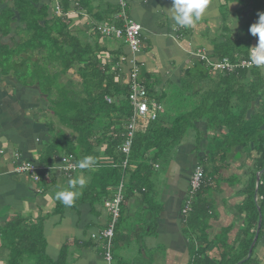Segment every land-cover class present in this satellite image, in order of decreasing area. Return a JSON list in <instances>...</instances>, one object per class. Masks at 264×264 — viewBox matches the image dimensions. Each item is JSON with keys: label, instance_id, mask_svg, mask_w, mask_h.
I'll return each instance as SVG.
<instances>
[{"label": "trees", "instance_id": "trees-1", "mask_svg": "<svg viewBox=\"0 0 264 264\" xmlns=\"http://www.w3.org/2000/svg\"><path fill=\"white\" fill-rule=\"evenodd\" d=\"M108 7L103 10V19L99 18V22L104 20V23L99 27L93 23V33L87 35L85 31L75 28L73 19L68 15L77 12L79 16H91L99 12V6H94L92 0H0V75L7 78L13 76L27 95H36L42 102L39 108L35 107L31 112L33 118L41 120L45 128L40 139L39 156L37 160L26 158L39 168V172L41 168H62L69 161L78 165L84 157L92 156L95 160L93 166L78 169V173L85 177L86 184L74 203H86L94 208V204L103 198L112 199L122 184L121 209L128 193L146 183L155 164L161 167L157 171L165 170L174 159L172 153L177 151L180 143L192 136L202 135L197 126L201 121L206 122L209 139L215 142L206 150L224 152L239 145L248 149L252 144V148L264 154V133L261 128L264 127V99L261 109L246 117L254 99L262 94L264 68L254 66L212 74L198 60L200 63L195 61L194 67L185 71L182 83L174 84L180 93L170 95L166 91L157 92L153 82L147 85L141 80L149 99L165 106L166 102L173 101L174 104L161 113L159 111L156 119L137 123L126 157L121 146L125 142L126 126L133 113L128 98L129 75L121 72L126 63L121 67L118 65L124 58L116 56V51L103 45L106 37L101 32L104 24H122L121 18L114 17L121 6ZM257 8L255 6L253 10L254 20L244 24L241 29L248 32L250 37L232 39L225 35L223 41L214 46L215 60L249 59L248 47L245 50L242 44L249 45L254 38L249 28L258 21L259 14L264 13ZM4 38L10 43L2 42ZM236 45L242 50L235 48ZM72 74L75 78L71 77ZM66 76L69 77L64 79ZM168 85L172 86L170 83ZM198 90H201L200 95L192 96L199 93ZM124 159H127L125 168L122 166ZM263 160L264 156L260 159V167ZM66 174L71 177L73 171H66ZM33 181L36 183L32 191L36 195L56 196L57 192L63 190H51L55 183L54 176L48 185L39 179ZM263 185L264 182L259 184L258 192H263ZM78 188L79 185L75 191ZM188 198L189 191L184 204ZM55 202L58 212L63 203L57 199ZM207 202V199L192 201L190 211L194 213L189 211L187 218L190 226L196 227L208 217ZM31 219L19 213L1 215L0 263L68 264V244L62 248L57 259H51L46 254L44 222L48 215ZM196 253L199 252L193 255L197 259L194 264H201L198 263L200 256L197 257ZM238 261L233 260L231 264ZM247 261L240 264H248Z\"/></svg>", "mask_w": 264, "mask_h": 264}, {"label": "crops", "instance_id": "crops-1", "mask_svg": "<svg viewBox=\"0 0 264 264\" xmlns=\"http://www.w3.org/2000/svg\"><path fill=\"white\" fill-rule=\"evenodd\" d=\"M120 3H124L125 16L142 27L141 51L133 56L141 69L140 82L147 85L153 82L157 92L167 93L164 85L170 83V90L172 87L175 89L174 84H181L185 71L198 61L194 52L204 51L215 60L214 46L223 41L222 37H250L248 32L241 30L242 27L254 20L255 6L264 11V0H209L201 19L184 28L172 18V0H92L94 6H99V12L91 16L71 12L73 25L87 35L91 34L92 18L99 22V18L105 16L104 9L117 7ZM78 19L83 20L80 27L75 25ZM103 23L104 20L95 24L99 27ZM257 42L258 37L254 36L248 48L256 46ZM108 46V49L116 51V56L124 58L118 65L121 67L126 63L121 72L129 75L132 53L126 42L122 41L118 47L111 39ZM198 92L192 96L198 97L201 90ZM261 92L247 110V118L261 109L264 88ZM38 102V97L27 95L13 76L0 75V218L3 213H19L33 220L39 215H48L44 222V235L46 254L51 259H57L68 244V264H99L102 253L97 251L98 246L93 240H104L97 235L107 225L106 203L110 199L103 198L96 206L94 204V208L86 203H73L71 207L63 204L62 209L56 212V200L50 194H34L31 177L12 172L15 164L27 159L37 160L39 156L40 139L45 128L43 122L37 121L31 113L40 107ZM160 104L165 111L166 106ZM197 126L201 136H192L191 141L180 143L178 157L169 167L154 177L150 172L145 184L128 193L114 226L111 248L114 244L120 250L116 254L112 252L113 258H139L144 261L142 264H192L190 253L195 256V252H199L196 256H200L198 263L201 264H231L233 260H239L236 264L247 260L248 264H264V187L262 193L258 192L259 184L264 182V160L261 167L259 165L264 154L252 148V144L249 152L239 145L233 150L212 153L206 150L207 146L213 145L209 144L206 122L201 121ZM261 128L264 133V127ZM239 151L241 155L238 156ZM196 165L204 170V182L193 201L208 200V217L192 228L187 218L193 211L183 216L181 209ZM153 168L154 171L161 169L157 164ZM43 170L47 171L44 185H48L53 181L51 176L57 173L48 168H41ZM78 175L83 176L76 173L71 177L78 179ZM69 177L66 174L65 178ZM76 191L81 192L82 187ZM260 217L259 232L248 257Z\"/></svg>", "mask_w": 264, "mask_h": 264}, {"label": "built area", "instance_id": "built-area-1", "mask_svg": "<svg viewBox=\"0 0 264 264\" xmlns=\"http://www.w3.org/2000/svg\"><path fill=\"white\" fill-rule=\"evenodd\" d=\"M120 6L121 10L117 14H115L114 17L123 19L122 24L120 26L104 24L101 28V32L105 36H113L116 38H121L123 36L125 42L127 43V46L132 53V59L130 61L131 70L129 73L130 92L128 98L132 105L133 113L130 121L126 126L127 132L125 134V142L121 146L122 153L127 157L131 145V139L135 132L137 123H146L150 120L156 119L158 116V112L162 110V106L160 103L156 102L155 100L149 99L146 96V91L139 80V66L135 62V59H133V56L141 51L140 35L142 27L138 22L125 16L123 12L124 3H120ZM56 9L58 8L56 7ZM57 12L59 13V11ZM194 55L199 58V60L205 63L206 67L212 74H217L220 72H232L238 68H252L255 66H249V59L241 61H231L228 58L212 60L207 54L204 53V51L200 50L194 52ZM261 67L264 68V66ZM106 100L108 102H111V99L108 97H106ZM126 164L127 159H124L122 166L125 168ZM62 168L66 171H73L78 167L75 163L69 161L67 165ZM38 170L39 168L33 163L24 160L23 162L15 164L12 172L15 174H29L32 179L37 180L38 177L36 173ZM203 182L204 170L202 169V167L196 166L190 178L189 198L181 209V214L183 216H186L190 211L192 201L196 197L195 195L200 190ZM122 187L123 185L120 184V186L116 190L115 196L107 201L106 206L110 219L101 234L97 235V237L105 240L102 257L103 261L106 264H111L112 260L111 243L114 236V226L117 223L119 217L120 203L123 198Z\"/></svg>", "mask_w": 264, "mask_h": 264}, {"label": "clouds", "instance_id": "clouds-1", "mask_svg": "<svg viewBox=\"0 0 264 264\" xmlns=\"http://www.w3.org/2000/svg\"><path fill=\"white\" fill-rule=\"evenodd\" d=\"M208 4L209 0H172L170 11L177 25L188 28L201 19ZM249 32L258 37L256 46L248 48L249 66H264V13L259 14L258 21L250 26ZM94 163L95 160L92 156H86L78 162V167L81 169L90 168ZM85 184L86 180L83 176L78 179H69L68 188L57 192L56 199L60 200L65 206L71 207L74 200L81 195L79 191L73 189L77 185L83 187Z\"/></svg>", "mask_w": 264, "mask_h": 264}, {"label": "rangeland", "instance_id": "rangeland-1", "mask_svg": "<svg viewBox=\"0 0 264 264\" xmlns=\"http://www.w3.org/2000/svg\"><path fill=\"white\" fill-rule=\"evenodd\" d=\"M55 2V1H54ZM56 7V6H55ZM70 18H72V16H71V14H69L68 15ZM92 23H101V22H96L95 21V19H93L92 18ZM74 24V23H73ZM75 25H78L79 27L81 26V25H83V20L82 19H78L77 21H76V24ZM115 25V24H114ZM226 25V24H225ZM231 28H232V26H230ZM106 38H104L103 39V45L105 46V48H108L109 46V44H110V42H111V39H114V42H115V44H118V47H119V45H121V42L123 41V42H125V40H124V38H123V36L121 37V38H115V37H111V36H105ZM245 41V40H244ZM2 42H8V43H10L9 42V40L7 39V38H4V39H2ZM126 45H127V43H126ZM243 45V48L246 50L247 49V47H249L250 45H248V44H242ZM235 48H237V49H241L242 50V47H239V46H235ZM195 56V55H194ZM196 57V56H195ZM197 58V57H196ZM195 58V59H196ZM196 60H199V58H197ZM17 62H18V60H16ZM201 61V60H200ZM202 63H204L203 61H201ZM205 64V63H204ZM141 70V69H140ZM69 74H71V72L69 73ZM15 77H17V78H20V76L18 77V74H15ZM69 76H66L64 79H66V78H68ZM71 77L72 78H75V75L74 74H72L71 75ZM149 84H150V82H149ZM148 84V85H149ZM8 87V86H7ZM164 87H166V89H168L167 91H168V93L170 94V95H174V94H177V93H180L177 89H174L173 87H172V89L173 90H170V85H168V84H165L164 85ZM189 88V87H188ZM169 98V97H168ZM32 103V102H31ZM33 103H35V100L33 101ZM41 104H42V102L40 101V102H38V104L37 105H39V106H41ZM174 103H173V101L172 102H166V107L169 109L170 108V106L171 105H173ZM43 121H44V118H43ZM66 132L67 133H69V131L68 130H66ZM189 133H187L186 135H188ZM193 139V137H190L189 139H187V140H189V141H191ZM210 142H209V144H214L215 145V142H214V140H209ZM233 150V149H232ZM247 152H249V150L247 149ZM19 153H20V151H19ZM179 152H177V151H174L172 154H173V157L174 158H176L177 159V154H178ZM238 154V156L239 155H241V151H239V153H237ZM177 156V157H176ZM225 156V155H224ZM223 156V157H224ZM225 158V157H224ZM175 159V160H176ZM140 163H142V162H140ZM144 163H146V162H144ZM77 167H78V165H77ZM78 169H79V167L76 169V170H73V174H74V172H76L77 174H78ZM52 170H57L58 172H54V173H57V174H55L56 176H54L55 177V183H54V186L52 187V191H54V190H58V189H63V190H65V188H68V181H69V179H66L65 177H66V170H64L63 168H59L58 166L57 167H55V168H52ZM150 171H151V177H154L155 176V174L156 173H160V171L159 172H157V171H154L153 169H150ZM46 174H47V171H45V170H43V171H40L39 173H37V177H38V179L40 180V181H44L45 182V180H46V178L47 177H45L46 176ZM65 176V177H64ZM77 176V175H76ZM53 176H51V178H52ZM78 177H79V175H78ZM51 178H50V180H51ZM32 179V178H31ZM70 179H74V176L73 177H71ZM34 179H32V185L33 186H35V181H33ZM151 182V181H150ZM49 183V182H48ZM60 184V185H57V184ZM40 189V188H39ZM52 196V198L54 199V200H56V196H54V195H51ZM51 204H52V202H51ZM97 204L95 203V206H96ZM102 210H103V208L102 207H100ZM103 216H105V210H104V212H103ZM202 222H204V221H202ZM140 224V223H139ZM203 225L204 223H200V225ZM192 228H195L194 226H192ZM197 230H199V229H197ZM195 241V239H193L192 238V241ZM93 243H96L97 244V246H98V249H97V251L99 252V253H103V249H104V245H105V240H99V239H96V240H93ZM119 250H120V248H115V246H114V244H113V248H111V252H113V254L115 253L116 254V251L117 252H119ZM225 251V250H224ZM228 252V251H227ZM5 254V253H4ZM223 254V253H222ZM137 256V255H136ZM100 263L99 264H106L104 261H103V257H102V255H100ZM138 257V256H137ZM190 257H192V264L194 263V262H196L197 261V259L196 258H194V256L190 253ZM112 258H113V256H112ZM196 260V261H195ZM138 261H139V264H142L144 261L143 260H141V259H139V258H136V259H132V260H130L129 258H126V259H116V258H113L112 260H111V264H138ZM1 264V263H0ZM191 264V263H190ZM196 264V263H195Z\"/></svg>", "mask_w": 264, "mask_h": 264}, {"label": "water", "instance_id": "water-1", "mask_svg": "<svg viewBox=\"0 0 264 264\" xmlns=\"http://www.w3.org/2000/svg\"><path fill=\"white\" fill-rule=\"evenodd\" d=\"M260 223H261V217L259 218V221H258V225H257V229H256V234H255V236L253 238V242H252V244H251V246L249 248L248 257L250 256L251 250H252V246L254 245V242L256 241V238H257V235H258V232H259V228H260Z\"/></svg>", "mask_w": 264, "mask_h": 264}]
</instances>
